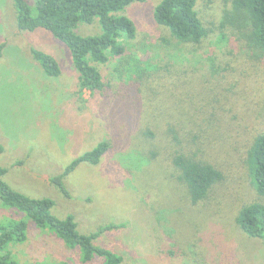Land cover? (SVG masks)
Listing matches in <instances>:
<instances>
[{
  "label": "rangeland",
  "instance_id": "374dc122",
  "mask_svg": "<svg viewBox=\"0 0 264 264\" xmlns=\"http://www.w3.org/2000/svg\"><path fill=\"white\" fill-rule=\"evenodd\" d=\"M159 2L135 1L119 11L136 27L125 41L129 63L110 57L96 64L104 86L90 92L79 90L66 45L43 28L19 31L12 0H0L3 179L27 196L52 198L51 212L73 215L80 233L99 231L95 244L120 255V264H264L263 239L235 222L243 204L264 203L244 164L252 138L264 131V56L246 48L241 31L221 25L229 0H196L207 29L196 45L178 42L155 22ZM74 31L95 35L100 27L79 22ZM31 47L52 55L60 74L46 75ZM133 59L152 75L132 86L126 71ZM127 86L136 95L122 100ZM170 126L183 150L223 172L200 203L192 204L173 177L168 157L179 144ZM149 130L151 138L143 134ZM103 140L109 149L99 162L80 163L62 179L67 194L58 190L49 178ZM13 220L27 222L26 238L7 245L18 264L102 262H83L78 247L0 200V223Z\"/></svg>",
  "mask_w": 264,
  "mask_h": 264
},
{
  "label": "trees",
  "instance_id": "16d2710c",
  "mask_svg": "<svg viewBox=\"0 0 264 264\" xmlns=\"http://www.w3.org/2000/svg\"><path fill=\"white\" fill-rule=\"evenodd\" d=\"M135 1L146 0H36L34 6L27 0H12L16 28L19 31L43 28L64 43L78 72L79 90L90 92L101 91L104 86L96 64L106 63L110 57L127 61L125 41L135 37L136 27L129 17L118 13ZM195 5L196 0H160L153 10V18L178 42L196 45L206 36L207 29ZM94 20L99 24L100 33L80 35L74 31L79 22L92 23ZM221 25L241 31L246 48L252 50L254 56H264V0H229V6L222 14ZM3 46L0 44V56ZM30 52L46 75L60 74V66L52 55L34 47L30 48ZM146 70L138 65V60H132L126 71L132 86L150 78L152 74ZM128 88L125 87L121 94L122 100L136 95L132 87ZM167 132L172 141L179 144L168 157L173 177L184 186L192 204L200 203L211 188L224 178L223 172L196 154L183 150L181 140L172 126ZM143 134L149 135V138L154 136L150 130L143 131ZM108 149V141L98 142L93 148L72 159L61 173L51 176L49 180L58 190L67 194L63 177L80 163L97 164ZM2 152L3 146L0 144V154ZM244 164L254 191L264 197V131L252 138ZM6 171V168L0 166V200L4 205L22 210L37 226L51 229L69 248L78 247L83 262L97 256L101 258V264H120V255L95 244L99 231L80 233L73 215L59 218L51 212L54 205L52 198H34L13 189L3 179ZM235 222L247 236L262 238L264 242V203L252 201L243 204L236 212ZM26 227L27 222L24 220L0 223V264H18L7 250V245L12 241H23L26 238ZM55 264L68 262L59 261Z\"/></svg>",
  "mask_w": 264,
  "mask_h": 264
}]
</instances>
